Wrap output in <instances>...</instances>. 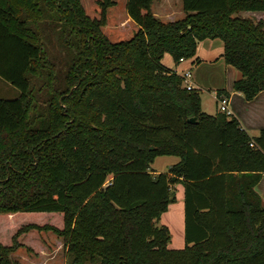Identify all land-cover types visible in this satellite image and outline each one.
<instances>
[{"label":"trees","instance_id":"obj_1","mask_svg":"<svg viewBox=\"0 0 264 264\" xmlns=\"http://www.w3.org/2000/svg\"><path fill=\"white\" fill-rule=\"evenodd\" d=\"M125 2L119 26L133 34L113 41L104 27L116 0H97L99 17L82 0H0V76L21 91L0 98V264H21L20 248L46 255L49 231L75 264H264V128L251 136L235 115L204 111L162 63L220 38L241 72L235 90L253 99L264 20L239 13L264 0H182L172 21L155 0ZM159 155L180 160L154 172ZM178 184L186 244L170 248L159 220Z\"/></svg>","mask_w":264,"mask_h":264},{"label":"crops","instance_id":"obj_2","mask_svg":"<svg viewBox=\"0 0 264 264\" xmlns=\"http://www.w3.org/2000/svg\"><path fill=\"white\" fill-rule=\"evenodd\" d=\"M154 5L155 2L153 4L154 13L162 20L172 21L178 18L170 9H167V7H164L163 10H167L164 13H157ZM184 12L181 11L179 15H182L183 13L184 16ZM251 14L254 20H264V11H252ZM166 17L170 19L168 20ZM244 17L250 16L244 15ZM224 50L225 47L222 39L206 38L198 42L195 56L177 62L169 52H166L162 58V63L166 67L173 69L178 74L182 75L185 80V85L197 89L200 92L202 108L204 111L210 114H216L219 111V99L222 96H226L229 99V111L239 119L242 127L249 134L250 131H257L259 133L260 130L264 128V90H261L250 100L246 98L242 91L235 90L234 83L239 77H241V72L234 65L225 61ZM205 92L207 93L206 96ZM178 185L180 194L176 196L177 201L169 205V209L161 215L159 220L160 224L167 225L172 232V239L169 242L170 248H183L186 244L184 186L182 184ZM256 189L264 200V175L256 185ZM173 209H179V213L181 212L179 225L182 228V234L181 237H178L177 239L173 233L172 221H168V217H166L171 214ZM175 215H177V213L173 216ZM48 233L51 237H55V241L57 240L59 243L61 241L62 244L63 241L58 235L52 231H49ZM60 245L57 247L51 245L53 249L50 248L46 255L42 256H35L34 254L27 252L24 248H20L13 256L20 261L21 264H57V261L60 260V252L58 251ZM66 260V263H68L67 253Z\"/></svg>","mask_w":264,"mask_h":264},{"label":"rangeland","instance_id":"obj_3","mask_svg":"<svg viewBox=\"0 0 264 264\" xmlns=\"http://www.w3.org/2000/svg\"><path fill=\"white\" fill-rule=\"evenodd\" d=\"M82 1H83L84 5L87 9V12L90 15L97 16V17L100 16V8H99V5L97 4V0H82ZM116 1H117V3L114 6L109 8V15L110 16H109L108 25L106 27H104L105 32H108L109 29L112 30V33L110 35V39L113 41L127 39V38L131 37L133 34L132 29H127V28H123V27L119 26V25H122L120 23V21L124 20L126 18L127 9H126L125 0H116ZM164 7H167V9H170L171 12L173 14H175L176 17H178V18H181L183 16V13H182V15H179L181 13V11L184 12L182 0H155L154 8H155V11L157 13H164L165 11H167V10H165V11L163 10ZM251 12L252 11H242L241 13H239V15L243 14V16L245 15V16L252 17ZM166 19L169 20L170 18L166 17ZM116 26H118V27H116ZM20 93H21V91L19 88L10 84L7 80L3 79L0 76V98H15V97H18L20 95ZM206 95H207V93L205 92V96ZM250 134L252 136H255V135H258L259 133L257 131H250ZM179 160H180V157L175 156V155H159L155 158V161L151 164V169L153 171H156V172L167 171L172 164H175ZM179 191H180L179 185H177L175 190H173V194H175L177 196L180 194ZM173 213L174 214L177 213V215L173 216L174 215ZM180 213H179V209H173L171 214L166 216V217H168V221H172L173 233H174V236L176 237V239L178 237H181V234H182L181 233L182 228L179 225ZM6 230H7V227L3 226L0 223V235H1V237L5 236ZM44 237H45L46 241L48 242L50 248H52L51 245H55L57 247L58 245L61 244V241H60V243L57 240L55 241L54 240L55 237H51L50 234L47 232L44 233ZM57 239H60V238H57ZM59 248L60 249H58V251L60 252L59 253L60 257L63 258L64 264H75L73 262L66 263L67 251L63 245V242ZM57 262H59V264H62L61 260H58ZM84 264H101V259L97 258L96 261H91V260L87 259Z\"/></svg>","mask_w":264,"mask_h":264},{"label":"built area","instance_id":"obj_4","mask_svg":"<svg viewBox=\"0 0 264 264\" xmlns=\"http://www.w3.org/2000/svg\"><path fill=\"white\" fill-rule=\"evenodd\" d=\"M181 60H183V58ZM228 103H229V99L226 96H222L219 99V107H218V110L220 112H227L228 114H231V112L228 109Z\"/></svg>","mask_w":264,"mask_h":264},{"label":"water","instance_id":"obj_5","mask_svg":"<svg viewBox=\"0 0 264 264\" xmlns=\"http://www.w3.org/2000/svg\"><path fill=\"white\" fill-rule=\"evenodd\" d=\"M190 122H196V118L195 117H191L189 118ZM151 149H155V146H151Z\"/></svg>","mask_w":264,"mask_h":264}]
</instances>
